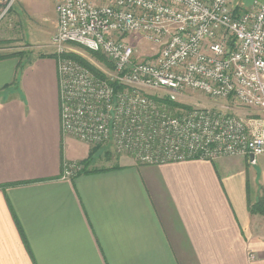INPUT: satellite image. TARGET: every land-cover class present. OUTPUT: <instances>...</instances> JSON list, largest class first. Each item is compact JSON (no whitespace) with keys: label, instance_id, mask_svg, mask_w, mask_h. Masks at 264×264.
<instances>
[{"label":"crops","instance_id":"obj_1","mask_svg":"<svg viewBox=\"0 0 264 264\" xmlns=\"http://www.w3.org/2000/svg\"><path fill=\"white\" fill-rule=\"evenodd\" d=\"M45 43L0 58V264H264V214L250 211L264 200V155L160 165L95 155L103 171L64 176L91 147L63 133Z\"/></svg>","mask_w":264,"mask_h":264},{"label":"built area","instance_id":"obj_2","mask_svg":"<svg viewBox=\"0 0 264 264\" xmlns=\"http://www.w3.org/2000/svg\"><path fill=\"white\" fill-rule=\"evenodd\" d=\"M13 2L0 0V25ZM54 3L64 135L142 164L264 155V0L242 14L231 0ZM139 38L156 51L141 58ZM67 44L101 52L108 67L92 72L64 56ZM190 92L215 105L184 107ZM83 168L67 162L64 176Z\"/></svg>","mask_w":264,"mask_h":264},{"label":"rangeland","instance_id":"obj_3","mask_svg":"<svg viewBox=\"0 0 264 264\" xmlns=\"http://www.w3.org/2000/svg\"><path fill=\"white\" fill-rule=\"evenodd\" d=\"M54 4V0H14L8 15L0 25V53L23 52L18 51V48L27 49L24 53H40L38 50L41 51V49L36 48V43H39V41H42L43 44L46 42L44 46L45 53H59V48L52 44V35L56 31L53 16ZM38 22H45L47 24L42 27ZM47 35L48 39L46 38ZM134 42L136 44L137 54L141 58H145L156 51L152 43L147 40L139 38ZM64 47V49L62 48V53L77 54L96 69L106 70L108 67L107 64L109 63L101 52L90 51L83 46L75 44H67ZM181 103L174 104V109ZM198 103L201 106L215 105L209 98L197 92H190L189 96L185 98L184 103L181 105L191 108L194 105H198ZM239 111V114L243 115L248 113V110L244 108L239 109ZM89 146L91 147V151H94L92 154L94 160L95 155L97 159L101 157L98 161H102L101 163L104 165H108V160L111 159V156L117 154L110 146L92 144H89Z\"/></svg>","mask_w":264,"mask_h":264},{"label":"trees","instance_id":"obj_4","mask_svg":"<svg viewBox=\"0 0 264 264\" xmlns=\"http://www.w3.org/2000/svg\"><path fill=\"white\" fill-rule=\"evenodd\" d=\"M24 53V52H20ZM8 55V54H7ZM6 55L0 53V58L5 57ZM53 57H58L57 54H51ZM64 56H67L69 58L75 59L87 68H89L92 72L94 73H100L99 69H96L92 67L88 62H86L83 58L79 57L77 54L74 53H64ZM94 151L90 152V155L82 160L81 162H78L79 164L83 165V170L80 173H91V172H96V171H103L104 168H96L92 167L93 161H94V156L92 155ZM79 173V174H80ZM250 211L252 213H259V214H264V200L263 198L259 199L257 202L250 204Z\"/></svg>","mask_w":264,"mask_h":264},{"label":"water","instance_id":"obj_5","mask_svg":"<svg viewBox=\"0 0 264 264\" xmlns=\"http://www.w3.org/2000/svg\"><path fill=\"white\" fill-rule=\"evenodd\" d=\"M250 161L253 163L256 161V155L255 154L250 155Z\"/></svg>","mask_w":264,"mask_h":264}]
</instances>
